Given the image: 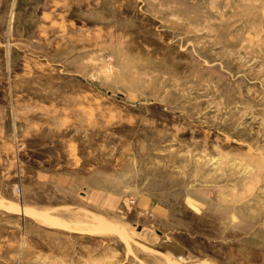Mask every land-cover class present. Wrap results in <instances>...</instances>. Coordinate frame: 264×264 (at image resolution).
Wrapping results in <instances>:
<instances>
[{
  "label": "rangeland",
  "instance_id": "1",
  "mask_svg": "<svg viewBox=\"0 0 264 264\" xmlns=\"http://www.w3.org/2000/svg\"><path fill=\"white\" fill-rule=\"evenodd\" d=\"M0 203V264H264V0H0Z\"/></svg>",
  "mask_w": 264,
  "mask_h": 264
},
{
  "label": "bare ground",
  "instance_id": "2",
  "mask_svg": "<svg viewBox=\"0 0 264 264\" xmlns=\"http://www.w3.org/2000/svg\"><path fill=\"white\" fill-rule=\"evenodd\" d=\"M0 207H3V208H5L7 211H14V212H20V213H22L23 215H27V216H29V217H36V218H42V219H50L49 217V215H45V214H42L41 212H36V211H34V210H31V209H29V208H26V209H24V208H20V207H18V206H16V205H13V204H8V205H3V204H1L0 203ZM44 220V221H45ZM55 224H57V225H61V222H55ZM83 230V229H82ZM97 230H101L100 228H97ZM168 256V255H167ZM166 256V257H167ZM181 256H179L178 257V261H183L184 260V258H180ZM183 257V256H182ZM175 258V257H174ZM175 261V260H174ZM172 262V261H171ZM175 264H178L177 263V261L176 262H174ZM180 264V263H179Z\"/></svg>",
  "mask_w": 264,
  "mask_h": 264
}]
</instances>
